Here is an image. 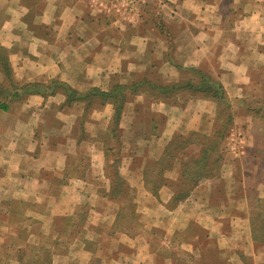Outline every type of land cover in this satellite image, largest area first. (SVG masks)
<instances>
[{
  "label": "crops",
  "instance_id": "obj_1",
  "mask_svg": "<svg viewBox=\"0 0 264 264\" xmlns=\"http://www.w3.org/2000/svg\"><path fill=\"white\" fill-rule=\"evenodd\" d=\"M96 3L0 0V47L7 50L3 56L9 67L6 74L0 64V247L14 233L7 220L13 202H55V187L73 183L74 177L89 191L87 231L102 224L97 220L107 215L112 224L118 213L110 207L111 199L97 189L99 178L93 175L94 169L105 171L110 148L104 141L110 133L112 104H96L87 111L93 100L91 104L80 99L67 103L62 86H54L52 93L43 86H49L51 80L85 93L92 88L109 90L116 83H196L198 76L192 69H199L217 80L229 104L238 108L246 104V91L263 86L264 0H149L140 18L126 13L125 8L118 13L96 8ZM30 83L42 85L44 93L21 89ZM175 95L177 99L173 96L172 100L155 98L137 89L133 100L124 101L119 129L136 124V117L142 115L138 108L147 99L152 112L164 119L156 134L161 147L187 127L214 132V101L190 90ZM242 112L248 122L264 123L252 111ZM83 160L86 172L85 163H80ZM131 164L129 160L125 167L129 173L136 168ZM68 171L74 174L66 176ZM129 178L131 185L143 183L142 176L140 181ZM215 191L213 185L208 206L220 212ZM234 207L235 211L225 213V227L222 212L213 219L208 216L210 223L200 226L214 236V245H178L180 253L189 257L184 264H264V240H256L253 233V213ZM22 215L44 218L41 213L23 211ZM25 230L30 239V231ZM114 233L128 241L124 230ZM141 235L139 232L134 238ZM85 236L92 240L93 236ZM222 238H228L230 245H221ZM137 242L129 245L136 256L146 247L140 264H177L178 257L170 251L160 254L149 249L146 240ZM162 246L168 249L171 245Z\"/></svg>",
  "mask_w": 264,
  "mask_h": 264
},
{
  "label": "rangeland",
  "instance_id": "obj_2",
  "mask_svg": "<svg viewBox=\"0 0 264 264\" xmlns=\"http://www.w3.org/2000/svg\"><path fill=\"white\" fill-rule=\"evenodd\" d=\"M96 1V8H109L114 13L125 8L126 13L132 16L139 15V18L141 11L144 13L149 3V0H137L131 3L124 0ZM0 51L4 54L7 50L0 49ZM154 83L162 84L158 81ZM138 89H142L147 96L177 99L175 94L178 91L163 97L160 94L156 95L158 93L155 91L153 94L146 83L138 86ZM124 93L125 101L133 100L134 93L129 89H125ZM245 98L246 104L240 108L231 104L224 107L211 99L215 102L214 132L205 133L188 127L183 132H175L171 139L179 140L183 137L190 138L193 142L186 147L184 153L173 149L174 153L177 150L179 153L170 168L162 171H159L161 166L159 161L166 145L164 147L158 145L160 141L156 139V134L161 132L164 119L158 113L152 112L147 99H144L143 105L138 108V112H142V115L136 117V124L133 127L119 129L117 125L115 131H112L114 126L110 122V133L109 136L106 135L107 139L104 141V144L110 148L105 155V171L103 174L94 169L93 175L99 178L97 187L99 192L111 199L110 207L118 209L116 221L110 224L111 217H107L108 215L102 219L97 218L102 224L97 223L92 231L90 228L87 231L85 215L88 211L89 191L82 182L79 181L78 184L74 177L73 183L66 182L64 186L55 187L57 198L55 202L44 205L19 201L12 203V214L7 220L14 233L6 236V245L0 247V264H138L146 252V247L144 246L143 250L140 248L139 252L142 253L136 256L135 248L129 243L145 240L149 249L160 254L170 251L178 257L177 264H184L189 257L181 254L178 245H214L216 243L214 236H209L200 226L208 225L210 218L213 219L222 212L224 213L222 224L225 227L228 221L226 214L235 211L234 206L242 209L240 211L247 209L249 215L253 213L254 218L250 217L251 225L255 229L253 233L256 240H264V123L248 122L247 116L242 112L249 110L252 111L253 116L264 118V81L263 86L257 87L255 91H246ZM93 102L94 104L89 106L87 111L96 106L99 100L93 98ZM260 106L263 107L262 113L257 112ZM229 114L231 121L223 128L224 135L217 149L212 151L208 158L209 164L214 158L216 159V164L209 165L213 167L210 170L213 175L198 179L183 198L175 201V194L179 190H188V186L182 181L187 180L191 184L194 182L193 178L185 180L179 178L180 159L198 157L200 149L209 146L208 142L214 137L215 130L220 128L222 121ZM132 152L134 154H130ZM74 159V156L70 158L71 166ZM129 160L131 166H136L130 173L125 169ZM80 163H85L83 172H86V161ZM114 169L124 179L126 186L121 194L111 197L108 176ZM68 173L73 172L68 171L66 176H69ZM140 176L143 181L141 186L131 185L127 180L129 177H136L137 181H140ZM144 176L147 178V186L144 185ZM67 179L65 177V181ZM213 185L217 191H215L216 200L220 202V212H215L211 206H208L212 199H208L207 196L208 192L212 191ZM151 189L156 193H152ZM23 211L33 215L41 213L44 214V218L41 220L23 218ZM56 211L60 214L54 215ZM25 224L28 225L24 226ZM24 229L30 231V239ZM121 230L127 232V242L114 233ZM168 230L173 231L168 232ZM139 232H142L141 237L134 238ZM85 235L93 236L92 240L86 239ZM225 239L228 238H222L221 245H230ZM162 245L171 246L166 249L162 248ZM110 259L116 260L117 263L110 262Z\"/></svg>",
  "mask_w": 264,
  "mask_h": 264
},
{
  "label": "trees",
  "instance_id": "obj_3",
  "mask_svg": "<svg viewBox=\"0 0 264 264\" xmlns=\"http://www.w3.org/2000/svg\"><path fill=\"white\" fill-rule=\"evenodd\" d=\"M0 49H3L0 47ZM4 54L0 51V64L2 68L4 69L5 73H9V67L7 65L6 60L4 59ZM193 72L198 76V81L196 83L187 80L183 83H167V84H158L154 82H148L146 84L149 85L150 90L153 94H155L153 91L157 92L156 95L161 96H168L166 94L179 91L181 90H190L191 92H194L195 94H200L201 96L213 99L217 101V103H221L224 107L229 106L228 99L225 96L224 90L222 85L215 79H213L209 74L206 72H203L199 69H192ZM145 82V81H143ZM142 82H132L128 84H114L109 90H100L98 88H92L89 91L85 93H78L71 87L67 86L64 83H61L57 80H51L49 86L43 85L44 87H47V90L51 93L54 91V86H62L64 89V92L66 94V102H70L74 99H80V100H87V104H91V101L93 98L98 99V104H104L105 102H109L113 105V113L111 116V124L114 126L112 128V131H115V128L118 125V121L121 115L122 106L124 101L126 100V96L124 93L125 89H129L131 93L137 92L138 86L142 85ZM42 85H38L36 83H30L26 85H21V89L25 92H38V93H44V88ZM257 112L262 113L263 107L260 106L257 109ZM231 114L227 115V117L222 121V124L219 129L215 130V135L210 139L208 142L209 146L203 147L200 149L198 157L195 159L190 157L188 160L180 159L179 161V168H178V174L179 178H182V180L185 179H194V182L189 183V181L185 180L182 181L185 185L188 186V190H179L178 193L175 194V201L180 200L183 198L189 191V189L197 182L198 179L202 177H210L213 174L210 173V170L213 168L212 166L209 167V165L216 164V159L214 158L211 164L208 162V158L212 151L217 149V146L219 144V141L221 140L222 136L224 135L222 133L223 128H225L229 122L231 121ZM228 123V124H227ZM207 139V137H206ZM193 141L190 140V138H183L180 137L179 140L171 139L166 146L164 147L162 157L160 158L161 161H159V164H161L159 171L165 170L167 168H170L175 156L180 152H185L186 147L192 143ZM173 149H178L175 153ZM182 150V151H181ZM115 161V160H114ZM111 174L108 176L109 181V195L111 197H115L118 194H121L123 191L124 186H126V183L124 179L117 174V171L114 169L111 170ZM144 185L147 186V178L144 176ZM152 193H156L155 190L151 189Z\"/></svg>",
  "mask_w": 264,
  "mask_h": 264
},
{
  "label": "built area",
  "instance_id": "obj_4",
  "mask_svg": "<svg viewBox=\"0 0 264 264\" xmlns=\"http://www.w3.org/2000/svg\"><path fill=\"white\" fill-rule=\"evenodd\" d=\"M124 1H126L127 3H131L132 1L134 2V1H137V0H124ZM139 1H141V0H139Z\"/></svg>",
  "mask_w": 264,
  "mask_h": 264
}]
</instances>
